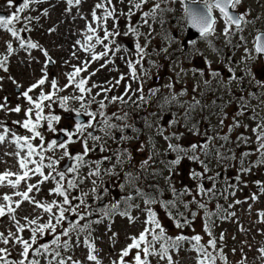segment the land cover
Segmentation results:
<instances>
[{"label":"rangeland","instance_id":"374dc122","mask_svg":"<svg viewBox=\"0 0 264 264\" xmlns=\"http://www.w3.org/2000/svg\"><path fill=\"white\" fill-rule=\"evenodd\" d=\"M98 1L99 0H89L92 11ZM132 2H139V0H132ZM146 4L142 7H145L147 10L148 6ZM81 6L82 2L74 9L75 11H72V14H80ZM112 6L116 9L115 14L112 19L110 18L105 22L104 29L106 28L109 31H118L121 33V35L115 36V46L122 47V50L119 51L117 56L113 55L110 60L105 61L100 59V63L103 67L102 70H100L101 72L88 77L91 80L88 84V87L91 88L90 94L80 93L76 88L75 83L67 84V74L73 73L76 67L84 69L83 66H85V62L93 60H85L88 56H86L82 50L74 51L76 49H73V41L69 36V25L64 24V28H61V23L66 22L67 18H64L62 11L58 12V6L53 7L51 10L52 21L40 22L38 27L34 26V31H21L19 33V38L13 37L4 29H0V59L7 56V61L5 62L7 70L5 71L4 68H0V104L5 105V108L0 109V124L10 129L5 141L0 143V174H3L4 172L22 173L23 171L20 168L19 160L21 157L26 155L27 149L25 148L22 151L17 147L13 140L12 133L19 136H33V133L22 127V124L26 119H31L33 123H36V111H38V109H36L35 103H30L27 98L23 96V93L27 91L31 85L36 84L40 79L44 78L45 83L33 89L29 92V95L33 97L34 101L40 102L42 105L41 115L44 118L38 122L37 125L39 126L36 131L39 130L38 132H40L43 136V141H41L40 137H35L31 140V143L37 147V151H40L39 146L43 144L44 148H46L48 143L55 140V135H59L60 131H64L65 125H68L67 129H69L72 133L71 140L67 137L66 140L61 141L67 145L69 156H65V150L59 147H56L53 150L45 151L44 153V164L49 162V157L54 161H58V163L55 165V171L47 167L43 169L45 174L51 172L52 176L56 179L50 178L39 185V191L34 190L33 193H30L31 196H34L35 199L40 202H50L52 200L59 202L62 200V197L50 194V189L54 188L56 180H59V177L56 175L59 171H65V180L61 182L65 185V187L68 179L75 178L79 180L80 178H84L83 183H79L77 188L68 190L69 199L72 201V205L74 206L79 203V201L74 199V197L82 196L83 193H87V196L83 197L87 203L90 199L95 197L99 189H105L108 185H111V178L116 179L117 175H120L127 167V165L123 164L124 162L122 161L128 156L129 152L117 151L116 149L115 131L117 129H122L125 126L124 123L117 122L118 116H116V113L111 112V108L108 109L110 113H105V116L110 118L109 123L117 125L116 128L110 130L109 134H105L104 131L100 130L101 127H103L100 123L103 118L99 115H97L95 120L96 122L92 123V127H86L83 133H79L76 130V124L74 122H69L70 118L74 119L84 114V109L81 107L82 102L75 99H69L66 102V106H62L60 99L65 96L74 97L84 95L85 100L83 103H85L88 111L99 110L98 103L102 100L103 92L108 93V88H113V81L117 82L118 77L120 78V76L128 75L130 68L129 66H126V60L129 59L131 55H134V50L136 48L132 47L129 49L127 47V42L130 41V43L132 42V44H134L139 37L150 35H152V37L155 36V38L152 39V50L150 49L151 44L149 43L145 56H152V66H149L152 73H158L160 71V66L155 63H158L161 58L165 57L164 49H166L165 46L168 44V42H166L163 38L164 35H160L162 33L160 31L161 29L153 28L152 22L150 21L145 24L143 22L145 18L140 16V12H137L140 9L137 10L133 8L132 11L134 14L129 18L126 15L131 7L129 0H123V2H121V0H112ZM82 10H84V8H82ZM99 11H101V9H99ZM148 20H152V18L149 17ZM86 21H91V19H86L85 16V18L80 20V30L84 35H87L88 33ZM92 25L96 31H100L103 28L102 22L98 23L93 21ZM129 25L136 27L137 32L141 35L137 36L132 32H129L127 35H123V33L127 31ZM149 25L151 27H149ZM175 29L176 28L171 29L169 34L174 35ZM222 38H224V36H222ZM20 39L36 43L39 47L28 48L26 45L25 47H21ZM144 41L142 39L140 40L143 45L145 44ZM217 43L224 48H226L227 44H229V42L223 40H219ZM8 44H11L12 46L11 52L8 51ZM210 48L212 47L206 43H196L188 49L186 54L189 63H191L192 60V67L188 68L187 64L177 66L184 74L183 79L185 83H190L199 89V86L205 84L204 71L206 70L209 73L211 68L215 67V65L217 66L221 60L223 61V56L218 58L214 53H212ZM251 48L252 47L249 44L243 47H239L238 44H232L231 47L229 46L228 49L226 48V50L230 51V58H228L227 61L231 67H235L237 69L239 67V62L237 61L236 65L233 64V59L231 57L238 59L241 57L239 56L240 52L250 51ZM45 51L48 54L47 57L44 55ZM73 53H75V55H73ZM223 54H225V52ZM49 57L53 60L52 65H48ZM146 63H148V60H146ZM89 65L90 64L88 62L87 66ZM145 70H147V67H143L140 70L142 78L144 81L150 82L151 79L144 74ZM201 70L203 71V75L200 74ZM86 72V70H82L78 76L74 77V80L78 82L82 79V76H85ZM244 77L245 74L243 73L242 76H238L236 79L227 81L222 79L223 87L230 90H233L234 87H240V80ZM52 80L57 82L56 89H53L51 86ZM165 82L168 83L167 80ZM66 85L67 87H65ZM93 85H96V87H93ZM17 87L20 90L19 92L16 91ZM134 87H136L135 83ZM41 92L46 94L54 92L55 95L52 96L51 100L38 101ZM117 94L118 93H116V95ZM246 95H252L251 88L248 92H246ZM93 97H95L94 102L87 104V101L92 100ZM262 99L264 100L263 96ZM116 102L120 106L125 105L121 100H116ZM17 106L20 107V112L11 111V109H15ZM244 106V111H246L245 119H250L256 122L240 124L239 127H234L230 133L237 137H240L243 134L244 137L248 138V143H244L242 140L237 139V145L253 151L251 155L252 160L255 154L260 155L256 151L258 143L256 140V134L253 133L252 129L255 128L258 123L264 121V104L260 103V100H253L248 105ZM29 109H32V112L30 115H26ZM220 110H225V107H222ZM77 111H79V115H77ZM248 111L251 112L248 113ZM48 116L60 117L58 121H53L52 123V128H54L55 131L48 127ZM246 116H249V118ZM253 117H255V119H253ZM154 120L155 117L152 116V121L149 119V121L145 122V128H142L141 126L140 130L135 132L138 140H140V146L137 142H134L135 140L130 136H126L124 139L129 143L127 145L129 148H131V144L134 145L136 143L134 146L138 150L133 151V154L139 159L143 158L144 162H149L152 158L156 160V153L162 155V162L156 160L154 167H152V175L157 173V166L164 167L166 170L162 182L166 185L167 190L170 191L172 190V187L181 185V178H177L175 180L171 179V175L174 173L175 169L180 172H185L188 166L185 165L182 167L181 163L179 165L170 164V161L168 160L170 155L169 152H173L175 157H177V153L176 151H165L164 137L168 133V126L161 121ZM88 122L89 121L84 124L87 125ZM206 123H208V127L212 128L213 131L220 137L222 132L224 130H229V126H231L230 124L224 123L221 125L220 121L212 117V114L211 118ZM244 125H247L248 127L245 128ZM69 126L71 128H69ZM195 126L196 122H191L185 125V134L188 132H194ZM2 132L3 128L0 127V133ZM89 133L99 136L101 139L93 140L89 136ZM85 141L87 142L88 148L91 149L86 155H84V160L87 163L79 168L78 174L67 172L69 167L76 164V161L70 157H74L77 154H84ZM201 141L206 142L208 141V138H201ZM57 143L59 144L60 142ZM158 148L162 149V151H157ZM231 151L237 150L231 148ZM17 152H20V156L16 155ZM199 152L200 148H197L195 152L191 150L189 151L190 154L195 155ZM231 154L232 153H228L227 156ZM105 157L110 159H105ZM31 159L39 160V157L34 155ZM97 161L100 162L98 166L96 163ZM65 164H68V166L66 169H63ZM28 167L34 168L35 165L29 163ZM97 167L99 168L100 176H89V172ZM131 168H133V166L128 168L127 171ZM224 168L228 171L230 166L225 164ZM103 169L105 171H110L104 172ZM181 174L182 173H180L179 177H181ZM29 176L31 178L27 180V183L35 184L42 179L39 175H34L31 172L29 173ZM242 177L250 183V186L248 187V195H251L252 191H254V193H258L260 189H255V186L257 185L256 181H262L264 184V167L252 166V170L243 174ZM8 179L14 181L16 177L13 175L8 177ZM100 179L103 180L100 182ZM93 180L96 181L95 185L92 183ZM192 182V178H189L188 183ZM93 189H95V191ZM243 189L244 186L241 185V190ZM25 190V182L22 181L18 188L14 189L8 184L7 180H5L3 184L0 185V204L7 203L2 199L4 194L11 195L13 201H16L21 198L16 196L14 193ZM239 195L240 197H243L244 193L240 192ZM184 196L189 198L190 195L185 194ZM251 200L252 199L247 201L246 199H243L240 205H236L239 216L238 219H233L229 223L221 224L217 227L216 231L218 235L223 234L224 239L231 242V246L223 251L224 255L227 257V264H264V261L262 260V256L264 254L260 251L261 249H264V236H260V234H264V217L259 215V213L264 212V192H261L258 199L253 200V202H251ZM13 207H15V204H13ZM64 207L69 208L70 206L65 205ZM54 211L56 210L54 209ZM85 211H88V209L84 205L77 208V212L83 213ZM67 213L72 212H66L65 215H67ZM14 215L16 217V221H19L20 223L26 222L24 217H28L29 219L39 217V222L44 223L47 222L49 214L45 213L41 208L35 207L32 203L24 201L21 206L16 209ZM11 216L12 214H8L4 217H0V232H3L5 235H7L9 231L16 232V222L11 218ZM74 216L76 217L75 214ZM77 220H79V217ZM90 221L92 222L90 239L95 243L97 255L101 264H113V261H117L122 249L131 243L130 238L138 235L145 227V218H140L130 222L123 219H117L116 217L114 218L113 216V218L109 220L107 216H104V214H100L96 218H92L88 215L85 217V220L80 221V224L83 225L84 223H88ZM95 221L101 222L95 223ZM197 224L198 223H196V225ZM67 226L68 224L65 223L58 226L57 234H59L62 229ZM224 229L227 230L224 231ZM18 234L22 235L25 239L31 235L27 228L23 233ZM192 234L193 231H190L188 236H191ZM86 235L87 232L80 233L79 240L77 241V233H71L70 241L73 248L66 250V256H71L74 260L81 261V264H94L93 261L87 260L88 249L83 244V239ZM46 237L53 238V235L45 234L43 239ZM62 237L63 236H61V238ZM259 237L261 240L258 242L253 241L255 239L258 240ZM43 239H39L38 243H42ZM65 239L69 238L65 237ZM203 239H208V235L205 232L203 234ZM0 247L8 248L11 253L8 257L10 260H19L21 258L20 252L22 251V247L19 244L12 242L8 245H4L0 242ZM233 249L235 251H233ZM136 251V249H133L130 256L125 259L131 260ZM196 257L197 254L191 250H182L179 252L178 256L173 254L174 260H178L179 264H196ZM34 258L38 259V256ZM48 259H50L48 256L44 257V264H48ZM151 264H167V262H158L154 260L153 262L151 261Z\"/></svg>","mask_w":264,"mask_h":264},{"label":"snow or ice","instance_id":"6c2138e0","mask_svg":"<svg viewBox=\"0 0 264 264\" xmlns=\"http://www.w3.org/2000/svg\"><path fill=\"white\" fill-rule=\"evenodd\" d=\"M40 0H22L21 3L18 5L15 3V0H7V4L9 7H14L15 11L11 12L8 15H0V29H4L7 32L11 33L13 37L19 38V33L21 31H27L29 30L27 28V24H30L33 19H36L34 17L30 16H22V14L25 12V10H28L30 8L31 4L39 3ZM123 2V0H121ZM148 0H139V2L133 3L132 0H129V3L131 7L129 8L128 13L126 14L129 18L134 14L132 9H141L144 4H146ZM183 2V0H182ZM202 3V6L197 7H189L187 4H185V13L188 20V23L191 25L192 28H195L198 30L201 37L207 38L208 36H211L216 31V24H217V17L213 15L214 10H218L220 14V19H222L224 28H223V34L225 37H230L232 34V28L235 26L236 30L243 31V25L252 23V21L248 20L246 18L245 14H235L231 10H236L239 5H241L242 0H200ZM81 3V0H67V4L69 6L68 10L70 11L72 6H78ZM193 4H197V0H192ZM96 9H103V15L97 16ZM157 10L163 11L161 9L160 3H155L150 11L143 12L144 23H148V18L151 17L153 20L156 18ZM116 9L112 6V0H101L100 3H97L95 5L94 10L92 11V18L96 22L101 21H107V19L112 18L115 14ZM45 15H47V11L45 10ZM17 23H23L25 27H22L20 29H17L15 25ZM149 27H151L149 25ZM87 31L89 33H95L96 29L92 27L91 24L87 25ZM104 35L103 37H100L96 35L95 37L93 35H86L84 42L77 41V44L80 45V47L85 52L91 53V59L93 61L101 59L108 55L109 51L111 49L109 48L108 44H104V41L109 40L110 37H115L118 35H121L118 31H109L106 28L103 29ZM129 32L135 33L137 36L141 35L137 32L136 27L129 25L128 29L123 35H127ZM150 35V34H148ZM93 39H95V43H92ZM244 37L241 36V40H243ZM114 42V41H113ZM95 44H104L105 51L101 53H96L94 51ZM25 45L28 48H38L39 45L36 43H33L31 41H25L23 39H20V46L25 47ZM147 47V41H145V44L142 46L140 43H136L135 48L136 52L139 56V59L133 63L132 61H128V66L131 70V75L134 79H139L137 76V70H136V64H141V62L144 59V56L146 55L145 49ZM255 51L257 53L264 54V32H260L255 37ZM119 46H117L116 51H119ZM8 51H12L11 44H8ZM164 51H167V49H164ZM44 55L47 57V52H44ZM75 55V53H73ZM50 59V58H49ZM7 61V56H4L3 59H0V68L5 67V62ZM87 68V62H85L84 69H81L80 67H76L74 69L73 73H69L68 80L69 83H75L76 88L79 90L80 93H91V88H86L85 85L87 84L86 79H80L78 82L74 80V77L78 76L79 73L82 70H86ZM232 69L229 68V72H231ZM146 73V70H145ZM201 75H203V71L201 70ZM213 75H217L215 71H213ZM123 79V77H121ZM45 83V79L42 78L39 81H37L36 84H33L29 87L27 91L23 93V96L27 98V100L30 103H35L36 109V123H33L31 119H26L22 127L27 129L29 132L33 133L32 137L29 136H19L15 133H12V137L14 142L16 143L17 147L20 148L22 151L26 148L27 152L26 155L20 158L19 164L20 168L23 170L22 173H12V172H4L3 174H0V185L3 184L5 180H7L8 184L12 188H18V186L21 184V182L26 183V190L25 191H17L14 194L16 196H19L21 199L13 201L12 196L8 194H4L2 199L6 201L5 204H0V217H4L8 214H12L11 218L16 222V232L9 231L7 235H5L3 232H0V242H2L4 245H8L9 243H16L19 244L22 247V251L20 252V259L19 260H10L8 257L11 255L8 248L6 247H0V264H40V261L32 258L29 259V253L30 251L33 254V257L36 256H48L50 259H48V264H81V261L74 260L71 256H63L61 254V249L63 250H70L72 247V244L70 243L71 240V233L76 232L77 233V241L79 240V234L87 232V235L83 239L84 246L88 249L87 254V260L93 261L94 264H101L100 259L97 255V249L95 247V243L93 240L90 239L91 236V221L88 223H84L83 225L80 224V221L85 220V217L88 215H91L90 212H77V208H79L81 205H84L87 207L86 200L83 197L87 196V193H83L82 196L74 197V199L78 200L79 203L76 205H72V201L69 199V189L77 188L79 183H83L84 178H80L79 180L75 178H71L67 180L66 187L62 181L65 180V171H59L56 173V175L59 177V180H56V185L54 188L50 189V194H55L59 197H62L61 201L52 200L50 202H40L35 199L34 196H31L30 193H33V191H39V185L44 183L45 181L51 179H56L54 176H52V173L49 172L48 174H45L43 169L45 167L52 169L55 171V165L58 163V161L52 160V158H48L49 162L47 164H44L43 161L45 160V151L53 150L56 147L64 149V155L69 156V153L67 151V145L64 142H60L59 144L53 140L50 143L47 144V147L44 148L43 144L40 145V151H37V147L34 146L31 143V140L35 137H40L41 141H43V136L40 134V132L36 131V127L38 122L43 119L41 112H42V105L40 102L34 101L33 97L29 95V92H31L33 89L37 88L40 85H43ZM119 83V81H117ZM205 85H208L210 82L208 80L204 81ZM51 86L53 89H56L57 82L55 80L51 81ZM67 87V85L65 86ZM93 87H96V85H93ZM171 87V85H169ZM62 90V89H61ZM196 89L194 88V91ZM137 91L142 93V89H137ZM155 91L153 90V95L155 94ZM186 91V90H185ZM185 91H181L178 95L183 96L185 95ZM99 94V93H97ZM127 94V93H125ZM55 95V93H44L41 92L38 101H44V100H51L52 96ZM61 104L62 106H66V102L69 99H75L82 102L81 107L84 109V114L89 116L91 120L88 122L87 125L78 123L76 125V130L79 133H83L86 127H92V121H95L97 118V115L102 117L103 119L100 121V123L103 125L101 127V131H104L105 134H109L110 130L113 128H116L117 125L109 123V117L105 116V113L103 112V109L105 107V104L103 101L99 102V110L97 111H88L85 103L83 101L85 100L84 95L80 96H74V97H62ZM106 99H110V101H116L121 100L124 101L123 96H113V97H106ZM141 100H144L145 97L143 95L140 96ZM172 100L176 99V95H173L171 98ZM95 97L92 98V100L87 101V104H91L94 102ZM170 102V101H169ZM200 104V101L196 100L192 105H190L191 109H194L197 105ZM244 107L241 106L240 111H238L237 115H243L244 113ZM5 108V105L0 104V109ZM11 111L20 112L21 109L19 106H17L15 109H11ZM32 112V109L28 110V113L26 115H30ZM79 111H77V115H79ZM125 117H121L120 119H124ZM226 117V114H225ZM60 117L58 116H48V127L55 131L54 128H52L53 121H58ZM255 119V117H253ZM19 123V122H15ZM175 123V121H173ZM221 125H223V119L220 121ZM240 122L235 117H233V125L229 126V132L232 131L233 127H239ZM0 127L3 128V132L0 133V143L4 142L8 133L10 132V129L6 126L0 124ZM127 127V125H125ZM245 128H247V125H244ZM253 133L256 134V140L258 143V147L256 151L260 154V159L256 162L257 164L264 165V121L261 123H258L255 128L252 129ZM162 134V132H161ZM89 136L93 140H100L101 138L99 136L92 135L89 133ZM72 133H68V138L71 140ZM166 140H170L171 137L165 136ZM179 137H177L178 139ZM222 140L227 141L228 135H224L223 137H219ZM213 139L212 137H209V140ZM238 140H242L244 143H248V138L244 137L243 134L238 137ZM169 149L176 151L177 153L185 152V155L187 154L186 151L182 148H180L178 145H174L169 143L168 145ZM198 145L192 144L191 149L193 152L197 149ZM202 151H204V154L207 156L209 155V144L204 143L203 145L199 146ZM84 154H77L74 157H70L76 161V164L72 167H69L67 169V172L71 173H77L79 171V168L84 166L87 162L84 160V155L87 154L88 151L91 149L88 148L87 142H84ZM216 154L221 159L231 158L236 159L235 155L232 154L229 157H225L224 154L219 152V149L216 150ZM17 156H20V152L16 153ZM34 155L39 157V160H33L31 159ZM249 153L244 152L241 153L240 158V165L239 173H248L252 170V165L249 163L247 167H245V160L244 158L247 157ZM192 160H198L203 165V172H193L191 175L193 178H199L203 180L204 178L210 179L215 181V178L213 177H207L206 174L211 171V169L208 166V163H206L203 160H199V157L196 155H192L189 157ZM105 159H110L108 157H105ZM182 157L178 154L176 159L170 162L171 165H179L181 163ZM119 162V160H118ZM31 163L35 165L34 168H29L28 164ZM97 166L99 165V161L96 162ZM148 162L145 161L144 164L146 165ZM143 166V165H142ZM110 171V170H106ZM32 173L34 175H39L42 177L41 180H39L37 183H27V180H29L31 177L29 176V173ZM15 176L16 179L10 180L8 177ZM89 176H100L99 168L92 170L89 172ZM217 177H219V173H217ZM130 179L134 180L135 177H129ZM237 180L240 179L239 175L236 177ZM92 183L95 185L96 181L93 180ZM257 185L260 186V191L264 192V184H261L260 181H256ZM228 187H234V185L229 184ZM95 191V189H93ZM174 195L181 196L183 194L191 195V189L185 188L183 192L178 191L173 187L172 189ZM227 191V189H225ZM222 194V193H221ZM231 195H234L235 193H230ZM198 196H207L208 200H212L216 197V184L213 182L212 187H205L203 183H200L197 185V193ZM227 198V197H225ZM252 200L258 199L257 195L254 193L251 197ZM24 201H28L29 203H32L35 207L41 208L45 213L49 214L47 222L41 223L39 222V217L31 218L24 217L26 224H21L19 221H16V217L14 215L17 208L21 206V204ZM161 203L162 206L166 209V213L170 219L174 222V227L177 229H182L184 227H188L191 225V221L195 219L197 213L191 212V220L188 218V216L185 215L184 212H181L179 208L177 207V201L169 200V201H158L154 197H148L145 199V204H156ZM179 203L183 204V207L185 209L189 208L190 203L196 204L198 209H201L204 211V231L208 235L209 239L207 241V244L205 245L202 243L203 237L199 234L192 235L191 237L180 234L176 236H170L167 234V230L165 226L162 224L161 220L158 218L156 211H154L151 207L146 209V219L144 221L145 227L143 230L139 233L138 236L131 237L132 242L128 244L124 249H122L119 258L117 261H113V264H151V261L149 260V257H159L160 260H165L167 264H179L178 260H174L173 254L176 256L179 255L180 250L183 247V243L187 242L190 245V249L197 253L196 257V264H216L217 259L224 262V264H227V257L224 255L222 249H217V241L213 235L212 227H213V216H218L220 213L226 212L227 210L223 208L222 205L217 204L216 205V212L210 211L208 209V204L206 202H202L201 200H198L196 196L192 197L191 201H179ZM235 203H240V201H235ZM13 204H15V207H13ZM65 205H69V208H65ZM118 205L114 204L111 206V209L104 212V216L111 217L112 214H114L115 210L117 209ZM232 205H229V208H231ZM176 209L175 212L172 211V209ZM54 209L56 211H54ZM71 211L73 214L79 217V220H77L75 223H69L67 227H64L62 231L57 234V227L62 225L66 220L67 216L65 215L66 212ZM123 216L128 217L129 221L132 222L136 218L129 215L127 211L120 213ZM235 215V213H228L227 216H224L223 218H228V216ZM261 217H264V212L259 213ZM101 221H95V223H100ZM28 229L31 233L30 237L25 239L22 235H19L18 233H23L25 229ZM45 234H51L53 235V239L49 243H38L39 239H43ZM115 235V234H113ZM61 236L68 237L69 239L61 240ZM150 237V239H149ZM221 240H223V234H221L220 237ZM33 245H37V247L33 248ZM158 245V247H157ZM211 248L213 251H209L208 249ZM133 249H136L135 255L132 256L131 260H126V257L130 256V253ZM233 251H235L233 249ZM262 254H264V249L260 250ZM218 253V254H214Z\"/></svg>","mask_w":264,"mask_h":264},{"label":"flooded vegetation","instance_id":"af4514ba","mask_svg":"<svg viewBox=\"0 0 264 264\" xmlns=\"http://www.w3.org/2000/svg\"><path fill=\"white\" fill-rule=\"evenodd\" d=\"M199 1V0H197ZM4 3L7 4V0H4ZM177 4H179L178 0H166V8H168L171 11H174L177 8ZM245 5L241 6L240 8L236 9L238 11L239 14H245L246 18L250 21H252V23L243 25L242 27H247L248 28V33L245 35L246 37L255 40V37L258 33H260L261 31L264 32V0H247L244 3ZM8 5V4H7ZM9 7V6H8ZM12 8V7H10ZM179 18H183V16H180ZM170 23H168L167 21L160 23L162 26H178V27H184L185 26V21L183 19L180 20H176L174 18H171ZM262 22V27L259 26V23ZM232 34L229 38H233L235 37L236 34L242 35L243 32L236 30L235 27L233 26L232 28ZM249 70L251 71V75L252 77L255 75H258L260 77L264 78V57H259L257 56L256 58H254L253 61H249ZM253 80V78H250L248 80V84ZM244 84V88L246 87V84ZM254 91L257 90V87H254L253 89ZM114 109L117 110L118 112H120V114L118 115V118L120 119L121 117H125V113L129 112V111H134V109H127V111L125 112V110L119 105L116 104L114 106ZM151 113H152V102H150V107H149ZM128 119L127 115L126 118L124 119H120L122 122H125ZM132 151H136L134 148H130ZM152 174V173H151ZM111 193H113V190H110V185L107 186V188L105 189H99L98 193L95 195V197H93L92 199L89 200V206H88V211L91 213V217H96L97 216V212L100 208H104L110 198H111ZM101 197L99 199L98 202H95V200ZM110 202H112V199L110 200ZM109 202V203H110ZM78 217V216H76ZM29 238V237H28ZM37 247V245L33 246V248ZM32 252L30 251L29 253V259L34 258L33 254L31 256ZM40 256H38V259L40 261Z\"/></svg>","mask_w":264,"mask_h":264},{"label":"water","instance_id":"95a60500","mask_svg":"<svg viewBox=\"0 0 264 264\" xmlns=\"http://www.w3.org/2000/svg\"><path fill=\"white\" fill-rule=\"evenodd\" d=\"M0 15H3V14L0 13ZM188 31H189L190 38H194L195 36L200 35L198 30L195 28H192L190 24L188 25ZM79 121H81V119ZM67 221H69V219H67Z\"/></svg>","mask_w":264,"mask_h":264}]
</instances>
